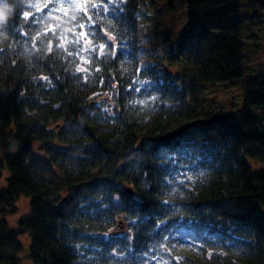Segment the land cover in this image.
<instances>
[{"label":"trees","instance_id":"trees-1","mask_svg":"<svg viewBox=\"0 0 264 264\" xmlns=\"http://www.w3.org/2000/svg\"><path fill=\"white\" fill-rule=\"evenodd\" d=\"M241 1L189 0L177 38L142 0H80L91 19L0 0V264L23 235L32 264H264V74L243 78L264 46ZM235 80L241 107L207 97Z\"/></svg>","mask_w":264,"mask_h":264},{"label":"rangeland","instance_id":"rangeland-1","mask_svg":"<svg viewBox=\"0 0 264 264\" xmlns=\"http://www.w3.org/2000/svg\"><path fill=\"white\" fill-rule=\"evenodd\" d=\"M154 4H148V0H142V9L146 13L154 18V23L158 25L160 29H165L171 26L172 21L175 23L176 37L180 38L186 31L184 25L187 23V7L189 0H153ZM240 14L241 20V35L244 44H248L249 41H257L260 46H264V7L258 8L253 4H247L244 0L241 1ZM172 36V35H171ZM246 44V45H247ZM246 67H249V71ZM244 76L246 81L255 79L258 74H264V52H261L259 56L253 61L244 66ZM217 88H210L206 86L207 97L210 99H217L221 104L225 102H232L233 105H227L228 109L233 107L237 109L241 107L243 102V96L241 94L242 81L235 80L216 86ZM8 173L4 171L0 175V190L6 188ZM20 210L16 216L9 217L7 219L11 229L17 228V221L22 217H27L30 214L29 202L25 197H22L18 203ZM27 237V239L25 238ZM22 244V251L20 253L21 264H32L29 258L30 253V237L29 235H23L20 238Z\"/></svg>","mask_w":264,"mask_h":264},{"label":"snow or ice","instance_id":"snow-or-ice-1","mask_svg":"<svg viewBox=\"0 0 264 264\" xmlns=\"http://www.w3.org/2000/svg\"><path fill=\"white\" fill-rule=\"evenodd\" d=\"M45 7H47V5H45ZM92 7H96V5L93 4ZM69 9L73 10V11H83L84 15L88 16V10L84 6V4L82 2H80V0H60V3L58 5V7L55 8L56 11L64 10L65 14H67V10H69ZM23 15H24L25 18H29V16H30V14L28 12H25ZM88 18L91 19L90 16H88ZM72 19L75 20L76 17L73 15ZM79 27L81 29H84L85 28V24L80 23ZM81 35L84 36L85 38H87V33L86 32H82ZM87 42H90V41H87Z\"/></svg>","mask_w":264,"mask_h":264},{"label":"clouds","instance_id":"clouds-1","mask_svg":"<svg viewBox=\"0 0 264 264\" xmlns=\"http://www.w3.org/2000/svg\"><path fill=\"white\" fill-rule=\"evenodd\" d=\"M4 10L0 11V24H5L10 18V13L13 11L12 7L8 4L3 5Z\"/></svg>","mask_w":264,"mask_h":264}]
</instances>
